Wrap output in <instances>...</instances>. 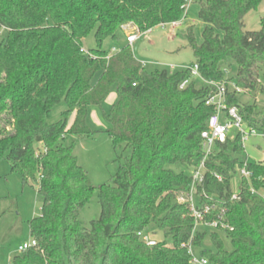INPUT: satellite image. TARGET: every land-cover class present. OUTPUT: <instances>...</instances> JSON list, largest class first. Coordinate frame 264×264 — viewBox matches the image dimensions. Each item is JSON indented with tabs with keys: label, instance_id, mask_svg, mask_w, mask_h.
<instances>
[{
	"label": "trees",
	"instance_id": "1",
	"mask_svg": "<svg viewBox=\"0 0 264 264\" xmlns=\"http://www.w3.org/2000/svg\"><path fill=\"white\" fill-rule=\"evenodd\" d=\"M263 1L201 2L202 40L193 26L185 36L195 57L190 65H198L204 80L227 84L226 73L236 68V86L264 95V16L258 30H247L245 21ZM185 4L0 0V34L6 32L0 41V160L23 186L36 188L41 203V215L29 222L37 245L10 264H191L182 244L192 236L198 255L210 264H264V163L248 162L252 176L241 180V200H231L233 179L245 166L240 135L215 146L197 189L198 195L205 191L226 201L228 227L195 229L185 200L192 171L204 157L201 133L214 114L206 101L217 87L188 69L147 70L127 40L114 53L102 48L107 39L118 44L126 38L125 25L137 35L181 23ZM92 33L97 48L86 50L83 41ZM113 89L117 100L102 114L109 125L104 131L114 148L125 146L130 153L111 182L96 187L74 154L75 143L64 142L103 132L90 126V110L102 106ZM62 101V118L49 122ZM227 101L246 128L264 131V109L242 103L236 91L228 90ZM96 190L101 212L88 226L80 213ZM158 231L164 238L154 245L143 240ZM208 236L214 249L204 247Z\"/></svg>",
	"mask_w": 264,
	"mask_h": 264
},
{
	"label": "rangeland",
	"instance_id": "2",
	"mask_svg": "<svg viewBox=\"0 0 264 264\" xmlns=\"http://www.w3.org/2000/svg\"><path fill=\"white\" fill-rule=\"evenodd\" d=\"M205 0H192L187 7V13L180 25L175 27H155L147 33H138L140 36L131 46L135 57L146 63L147 70L169 69L178 70L182 66L190 65L195 57L188 46L186 33L189 26H193L198 42L202 40L204 22L200 20L198 11L201 2ZM264 16V1L259 8L247 14L246 29L249 31L260 28V19ZM127 30L126 38L120 43L107 39L103 45L104 50L112 51L120 44H126L128 36L132 35V26L125 25ZM6 32L2 30L0 41L5 37ZM86 50L97 48L94 34L92 33L83 41ZM171 65L175 68L172 69ZM236 74V68L226 73L228 90L237 92L242 103H256L258 109H264V95L259 92L252 93L242 88L238 90L233 87L232 77ZM117 98L116 90L113 89L102 106L95 107L90 115V126L93 129H102L94 136L85 137L81 140L69 139L64 143L70 145L75 143L74 154L79 163L87 170L92 184L96 187L111 182L118 172L120 164L123 163V155H128L130 150L125 146L114 148L110 136L104 131L109 125L103 118V112H107ZM67 109L65 101L57 104L51 111L49 122L54 123L62 118V113ZM5 113L0 114V125L4 124ZM235 133V129H233ZM242 160L250 163H264V138L251 136L245 142L244 154L239 156ZM36 188L32 184L23 186L21 177L11 172L9 163L0 160V264H10L13 258L20 254L19 246L31 242L29 222L34 217L41 215V203L38 199ZM197 203V198H196ZM101 206L98 198V190L95 191L91 201L80 213L82 221L90 226L92 220L99 218ZM156 241L162 240L163 233L158 231L150 234ZM227 249H231L230 242L225 241ZM204 247L214 249L210 236L204 242Z\"/></svg>",
	"mask_w": 264,
	"mask_h": 264
},
{
	"label": "built area",
	"instance_id": "3",
	"mask_svg": "<svg viewBox=\"0 0 264 264\" xmlns=\"http://www.w3.org/2000/svg\"><path fill=\"white\" fill-rule=\"evenodd\" d=\"M191 2L192 0H185L186 13L187 7ZM180 24V22H176L173 23L172 26L175 27ZM139 37L140 36L136 34H132L128 36L127 41L130 45H132ZM116 50L117 49L113 48L112 53L116 52ZM171 68L174 69L175 66L171 65ZM182 68L190 70L193 77H199L206 84L214 85L217 87L216 94L210 96L206 101L207 105L214 108V114L210 117L207 128L201 133L204 157L201 163L192 171V187L185 200L189 204L192 215L195 219V229L200 226H204L211 230H219L221 228L226 229L228 227V224L225 222L226 214L228 211L226 201L221 200L217 196L209 195L205 191H203L201 195L197 194L198 186H200L204 182L207 173L206 161L214 154L215 146L218 143H226L229 137H233L234 134L240 135L243 147H245V142L251 136H261L262 138H264V131H260L255 128H246L243 123V118L238 112V109L235 106L228 107V88L226 87L225 82L217 85L212 81L204 80L199 72L198 65L196 64L194 66L185 65L182 66ZM188 82V79L184 80L181 83L180 88H184L188 84ZM233 87L237 90L240 88L234 83ZM233 129H235V133H233ZM247 164L248 161L245 160V166L238 170L237 176L233 179V193L231 195L232 201L241 200V180L243 178L249 179L252 176V172L246 168ZM215 176L219 180H221L220 175L215 174ZM251 191L253 193L257 192L253 188H251ZM142 238L148 245H154L156 243V240L152 239L149 235H142ZM192 239L193 236L188 242L182 244V247L187 249L188 253L191 256V264H210L207 258L198 255L192 243ZM36 245L37 242L35 240H31V242L20 245L19 251H24Z\"/></svg>",
	"mask_w": 264,
	"mask_h": 264
},
{
	"label": "crops",
	"instance_id": "4",
	"mask_svg": "<svg viewBox=\"0 0 264 264\" xmlns=\"http://www.w3.org/2000/svg\"><path fill=\"white\" fill-rule=\"evenodd\" d=\"M133 44H134V43H133ZM133 44H132V45H133ZM132 45H131V46H132ZM115 48H116V47H115ZM116 100H117V98H116ZM116 100L114 101V103L116 102ZM112 104H113V103H112ZM93 108H95V107H92V108H91V110H90V115H91V113H92ZM90 115H89V119H90ZM73 119H74V115L71 117V119H70V123L73 121ZM89 124H90V122H89Z\"/></svg>",
	"mask_w": 264,
	"mask_h": 264
}]
</instances>
